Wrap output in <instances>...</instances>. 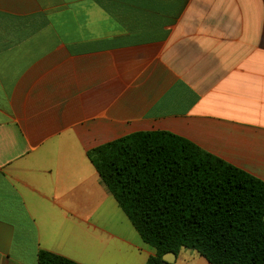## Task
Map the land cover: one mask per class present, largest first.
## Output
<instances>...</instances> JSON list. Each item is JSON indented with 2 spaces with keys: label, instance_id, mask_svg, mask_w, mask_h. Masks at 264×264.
I'll list each match as a JSON object with an SVG mask.
<instances>
[{
  "label": "crops",
  "instance_id": "crops-1",
  "mask_svg": "<svg viewBox=\"0 0 264 264\" xmlns=\"http://www.w3.org/2000/svg\"><path fill=\"white\" fill-rule=\"evenodd\" d=\"M156 131L264 182V0H0V264H146L88 153Z\"/></svg>",
  "mask_w": 264,
  "mask_h": 264
},
{
  "label": "trees",
  "instance_id": "trees-1",
  "mask_svg": "<svg viewBox=\"0 0 264 264\" xmlns=\"http://www.w3.org/2000/svg\"><path fill=\"white\" fill-rule=\"evenodd\" d=\"M144 243L146 264L192 250L209 264H264V182L172 133L140 132L88 153ZM38 264H78L41 250Z\"/></svg>",
  "mask_w": 264,
  "mask_h": 264
},
{
  "label": "water",
  "instance_id": "water-1",
  "mask_svg": "<svg viewBox=\"0 0 264 264\" xmlns=\"http://www.w3.org/2000/svg\"><path fill=\"white\" fill-rule=\"evenodd\" d=\"M176 259V254L169 253L163 256L164 264H173Z\"/></svg>",
  "mask_w": 264,
  "mask_h": 264
}]
</instances>
